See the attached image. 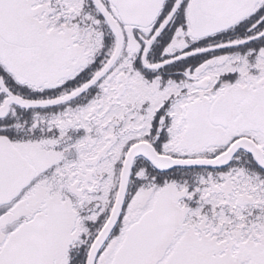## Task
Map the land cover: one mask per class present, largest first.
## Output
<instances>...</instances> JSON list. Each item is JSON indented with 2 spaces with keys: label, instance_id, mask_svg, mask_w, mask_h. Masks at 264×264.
I'll return each mask as SVG.
<instances>
[{
  "label": "snow or ice",
  "instance_id": "snow-or-ice-1",
  "mask_svg": "<svg viewBox=\"0 0 264 264\" xmlns=\"http://www.w3.org/2000/svg\"><path fill=\"white\" fill-rule=\"evenodd\" d=\"M0 264H264V0H0Z\"/></svg>",
  "mask_w": 264,
  "mask_h": 264
}]
</instances>
